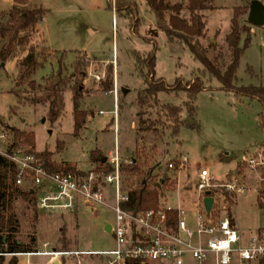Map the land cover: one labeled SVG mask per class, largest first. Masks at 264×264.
Masks as SVG:
<instances>
[{"label": "rangeland", "instance_id": "1", "mask_svg": "<svg viewBox=\"0 0 264 264\" xmlns=\"http://www.w3.org/2000/svg\"><path fill=\"white\" fill-rule=\"evenodd\" d=\"M127 1L130 6L134 3L133 18L139 24L134 32L132 19L112 11L115 0L27 1L29 7L40 5L47 9L41 21L44 41L38 32L32 33L17 59L7 60L0 68V133L9 134L8 129L13 127L26 133L32 132L34 152H50V159L56 164H67L83 173L102 171L98 169L99 162L90 156L91 152H95L98 158H138L144 168L153 165L158 178L165 174L173 180V186L163 187L164 197L160 198V204L169 206H192L198 166L207 168L216 182H224L238 175L245 189L237 194L231 213L237 229L245 237L250 236L257 228L264 226V210L257 205V188L259 182L260 186L264 182V170L249 169L245 165L250 155L257 151L264 152V145L260 143L263 133L257 124L260 103L249 97H237L225 92L219 82L212 79L197 94L195 113L189 114L183 107L185 94L181 88L187 80L198 75L201 64L192 58L182 43L167 42L159 30L152 36L148 29H154V20L143 0ZM176 1L184 6L187 0ZM212 4L213 9L201 11L206 21L205 44L207 40H214L216 47L213 50L224 56L228 63L230 53L224 37L229 31L233 8L244 5L245 0H213ZM11 5L12 0H0V10H7ZM30 44H34L37 51H43L46 57L43 65L30 76L36 82H41L55 71L58 61L66 65L68 74L71 72L70 63L82 52L90 60L78 104L74 102L71 90L64 89L62 113L52 124L46 119V105L18 104L16 96L10 92L17 75L16 61L25 54ZM154 46L155 77H161L166 84H173L174 87L159 92L158 104L143 115L157 118L159 133L145 135L140 143L133 129L138 110L132 101L144 87V81L135 66L133 51L144 53ZM208 53L211 56L210 51ZM109 65L112 68V87L111 90L102 91L100 84L106 79V66ZM248 67L254 76L250 75ZM236 77L238 84L264 85V25L251 27L249 45L239 59ZM176 78L180 81L174 82ZM120 99L122 104L118 108ZM162 103L183 107L174 136L171 134V117L159 112ZM74 109L87 113L77 135H73ZM6 144L1 143L0 147L3 149ZM59 144H62L60 148ZM15 148L29 150L28 146L21 144ZM183 155L187 161L179 172L167 168L168 160L180 159ZM127 183L123 176L125 187ZM106 191L109 196L112 189L108 187ZM178 195L180 199L187 196H192V199L179 201ZM15 212L19 217L17 239L27 243L28 236L34 232L37 251L48 252L21 254L18 256L20 264H54L55 261L56 264H76L78 259L80 264H100L95 255L82 254L77 257L73 252H97L113 246L112 236L104 229L105 224L114 221L113 212L107 208L95 207L91 212L79 207L75 215H44L32 205H27L26 201L18 199ZM62 238L64 241H61ZM3 258V264H7L10 254ZM146 264L172 263L149 260Z\"/></svg>", "mask_w": 264, "mask_h": 264}, {"label": "trees", "instance_id": "2", "mask_svg": "<svg viewBox=\"0 0 264 264\" xmlns=\"http://www.w3.org/2000/svg\"><path fill=\"white\" fill-rule=\"evenodd\" d=\"M28 0H12V5L7 10H0V68L9 59H17L18 53L26 47L32 33L37 32V26L44 18L47 9L42 6H27ZM148 11L152 14L154 26L163 33L165 40L169 43H182L190 52L193 59L201 64L198 75L184 83L181 91L185 94L183 107L191 115L195 113L194 101L197 94L205 88V83L215 79L219 82L220 88L225 92H230L237 97H249L256 100L261 105V111L257 114L258 128L263 133L261 145H264V85L237 83L236 69L239 59L246 47L249 45L251 25L246 20V13L251 0H245V4L236 6L232 10L229 31L224 37V43L229 50L230 59L226 63L224 56L215 53V42L207 40L205 44V24L206 21L201 11L213 9V0H187L185 5L176 0H143ZM264 5V0H260ZM127 0H115V13L132 19V30L136 31L139 26L138 21L133 18V5L130 6ZM110 6V2H108ZM185 9V14L183 13ZM155 46L152 50L141 53L133 51L135 66L143 77L144 87L137 92L135 100L136 122L134 132L137 141L140 143L145 135L159 133L157 118L144 117L153 105H157V94L159 92L173 89L174 85H168L161 77H155ZM211 56H209V52ZM46 57L43 51H37L35 45H29L25 54L16 61L17 75L14 80V87L10 92L17 98V103L28 102L31 105L44 104L47 106L46 119L50 124L55 122L61 115L64 107L63 91L69 88L72 92L73 100L78 104L83 91V80L87 76L86 66L90 61L85 52L81 56L75 57L70 63L71 72L66 73V65L58 61L55 71L36 82L30 76L43 65ZM251 76L252 70L248 67ZM112 68L106 66V79L101 82V90L108 91L112 87ZM176 78L174 82H179ZM23 87V88H20ZM122 99V98H121ZM118 100L117 107L120 108L122 100ZM182 106L162 103L159 112H164L171 117L172 136L176 135L179 127V115ZM149 113V112H148ZM91 115V113H89ZM87 113L82 110L73 111V135H77L83 127ZM9 144L7 151L18 145L28 146L27 151L34 152V134L25 132L18 128H10ZM62 144L58 145V148ZM36 153V152H35ZM41 157L45 168L50 172H76L67 164H56L50 159V152L43 151L36 153ZM90 156L100 161L95 152ZM99 159V161H97ZM152 166L142 167L138 158H133L130 163H121L120 170L124 179H127L125 187L128 194L127 202L122 204V208L133 213L149 209H157L160 206V196L163 187L173 186V180L165 174L158 178ZM98 169L108 172L111 167L106 163H100ZM15 170L8 158L0 154V264H3L4 256L10 254L7 264H17L16 254L37 252L36 238L34 232L29 237V241L24 243L17 239L19 217L15 212V202L22 199L27 205H32L35 209L34 198L29 190L15 185ZM228 198V204L234 205L235 200ZM229 215L231 212L227 206ZM171 225L176 226V211H166ZM35 217V216H34ZM35 218H33V221ZM64 241V238L61 239ZM128 264H140V262H130Z\"/></svg>", "mask_w": 264, "mask_h": 264}, {"label": "built area", "instance_id": "3", "mask_svg": "<svg viewBox=\"0 0 264 264\" xmlns=\"http://www.w3.org/2000/svg\"><path fill=\"white\" fill-rule=\"evenodd\" d=\"M112 11L115 12L114 8ZM8 139V133H0V144L7 143L5 148L0 147V154L14 166L15 185L31 192L36 211L65 214L84 207L92 212L95 207L101 206L113 212L114 221L109 224L108 230L113 246L97 252L74 251L73 255L77 257L95 255L100 264L135 261L146 264L149 260L172 264H264V226L245 237L235 226L232 213L229 215L227 206L231 212L232 205L228 204L227 197L236 200L237 194L245 189L238 175L216 182L207 168L198 166L196 198L191 210L160 204L157 209L133 214L122 208L128 194L120 166L121 163H130V159L106 158L111 167L108 172H50L35 152L15 147L7 151ZM186 161L184 155L180 159L172 158L167 161V168L179 172ZM245 165L249 169L264 170V152L250 155ZM108 187L112 189L109 196ZM206 191L213 200L208 212L202 204ZM257 205L264 210V182L262 186L259 182L257 188ZM170 210L176 211L174 227L167 217L166 211ZM188 217L193 220L192 223L188 222ZM35 254L48 252L37 251ZM76 264H80L79 259Z\"/></svg>", "mask_w": 264, "mask_h": 264}, {"label": "water", "instance_id": "4", "mask_svg": "<svg viewBox=\"0 0 264 264\" xmlns=\"http://www.w3.org/2000/svg\"><path fill=\"white\" fill-rule=\"evenodd\" d=\"M246 20L253 26H263L264 25V5L260 0H251L249 3V8L246 16ZM214 42V40H211ZM101 163L106 162V157H102L100 159ZM45 184L47 182H44ZM204 198L202 199V204L206 212L209 211L212 204V197L209 196V192H205ZM107 230L109 229V225H107Z\"/></svg>", "mask_w": 264, "mask_h": 264}, {"label": "crops", "instance_id": "5", "mask_svg": "<svg viewBox=\"0 0 264 264\" xmlns=\"http://www.w3.org/2000/svg\"><path fill=\"white\" fill-rule=\"evenodd\" d=\"M43 20V19H42ZM154 27V29H148L149 30V32L152 34V36H154L155 35V33H156V31H157V29L155 28V26H153ZM37 32L39 33V35H41V37H42V40L44 41V38H43V36H42V30H41V22L38 24V26H37ZM111 62V61H108V60H105V62ZM4 66V65H3ZM84 81H85V79L83 80V83H84ZM102 158V157H101ZM100 158V159H101ZM100 162V161H99ZM101 163V162H100ZM155 173V172H154ZM161 197H164L163 195H161ZM160 197V198H161ZM178 198H179V201H184V200H188V201H190L191 199H192V196L190 197V196H187L185 199H180V197H179V195H178ZM196 198V197H195ZM195 201V200H194ZM193 200H192V202H194ZM181 203V202H180ZM163 205H166V204H163ZM172 207H181V208H184L185 210H191L192 208H193V203H192V206H189V204L188 205H174V206H172ZM44 215L46 214V213H43ZM72 215H75V212H72L71 213ZM46 215H48V214H46ZM49 215H54V214H49ZM57 215H64V214H57ZM188 222L189 223H192L193 222V220L190 218V217H188ZM107 225H109V224H105L104 225V229L108 232V230L106 229L107 228ZM21 254H27V255H29V254H32V253H19V254H16V260H17V264H20V261H19V259H18V256L19 255H21ZM57 262L55 261L54 262V264H56Z\"/></svg>", "mask_w": 264, "mask_h": 264}]
</instances>
